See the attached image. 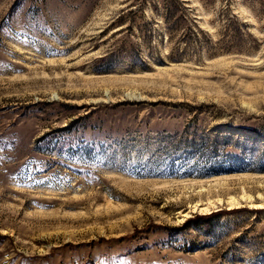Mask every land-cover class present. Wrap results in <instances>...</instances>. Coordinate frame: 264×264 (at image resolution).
Returning a JSON list of instances; mask_svg holds the SVG:
<instances>
[{"label":"rangeland","instance_id":"obj_1","mask_svg":"<svg viewBox=\"0 0 264 264\" xmlns=\"http://www.w3.org/2000/svg\"><path fill=\"white\" fill-rule=\"evenodd\" d=\"M0 264H264V0H0Z\"/></svg>","mask_w":264,"mask_h":264},{"label":"bare ground","instance_id":"obj_2","mask_svg":"<svg viewBox=\"0 0 264 264\" xmlns=\"http://www.w3.org/2000/svg\"><path fill=\"white\" fill-rule=\"evenodd\" d=\"M235 199V198H234ZM234 199L233 198H231V197H229L228 199H227V201H226V203H228V204H237V202H236V200L234 201ZM225 202V200L224 199H222V198H219L218 200H216V201H207V202H204V203H196L195 205H194V208H196V209H198V210H201V211H208V210H210L212 207H217L218 205L217 204H222V203H224ZM195 209V210H196Z\"/></svg>","mask_w":264,"mask_h":264}]
</instances>
